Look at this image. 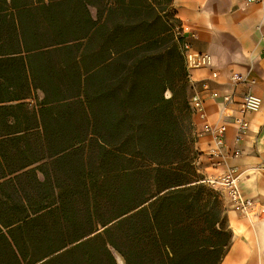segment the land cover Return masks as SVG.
Segmentation results:
<instances>
[{
	"label": "trees",
	"instance_id": "16d2710c",
	"mask_svg": "<svg viewBox=\"0 0 264 264\" xmlns=\"http://www.w3.org/2000/svg\"><path fill=\"white\" fill-rule=\"evenodd\" d=\"M181 30L173 0H0V264H221Z\"/></svg>",
	"mask_w": 264,
	"mask_h": 264
},
{
	"label": "crops",
	"instance_id": "0c3cea01",
	"mask_svg": "<svg viewBox=\"0 0 264 264\" xmlns=\"http://www.w3.org/2000/svg\"><path fill=\"white\" fill-rule=\"evenodd\" d=\"M181 20L182 35L193 49L213 58L210 68L193 69L189 78L205 93V116H193L196 165L203 179L218 177L236 169L242 196L264 204V0H173ZM212 71L218 76L213 77ZM239 73L256 79L251 87L241 82L234 87L231 75ZM252 89L263 99L258 112L247 114L249 131L236 140L234 117L239 115L243 94ZM219 92L213 98L209 93ZM194 90L189 88V97ZM234 95L228 112L223 111V97ZM40 99L44 94L37 91ZM206 125L226 126L224 156L213 155L215 138L204 130ZM239 153L235 154L234 151ZM224 213L232 231L231 244L221 264H264V221L240 212L226 189L219 187Z\"/></svg>",
	"mask_w": 264,
	"mask_h": 264
},
{
	"label": "built area",
	"instance_id": "2783aa9c",
	"mask_svg": "<svg viewBox=\"0 0 264 264\" xmlns=\"http://www.w3.org/2000/svg\"><path fill=\"white\" fill-rule=\"evenodd\" d=\"M252 2L262 1V0H249ZM180 33V32H179ZM182 34V32H181ZM182 53L184 55L185 64L187 67L188 72L190 73L193 69L199 68H210L213 66V58L208 53H203L196 51L193 49L191 43L188 40H185L182 45ZM212 76L217 77L218 72L212 71ZM190 79V78H189ZM231 81L234 87L241 82H245L249 84L251 87L253 84L256 83V79L250 78L249 75H243L239 73H233L231 75ZM190 84L194 90L191 98H190V106L194 116H205L204 111V103H205V93L208 90V84L204 83L202 86V90L198 89L196 85L193 83ZM246 91L240 102V109L239 115L234 117L235 124L237 126V136L236 140L240 141L244 135L247 134L250 127V122L247 119V114L258 112L260 111L263 105V99L258 94H256L252 89ZM209 95L213 98L219 97L218 91H213L209 93ZM223 106L222 109L225 112L229 111V107L234 102V95L228 94L223 97ZM204 130L206 132H210L215 138V145L217 150L213 152V155L224 156L225 153L223 152L224 147L226 146L225 140V133H226V126H211L206 125ZM235 154H238L239 151H234ZM205 183L210 185L211 187L217 188L222 187L226 189L230 199L235 204L236 208L242 212L243 214L251 217H255L258 220L264 221V204L253 200L244 198L241 193L240 184H239V176L236 173V169H230L227 173L218 176V177H211L208 179L203 180Z\"/></svg>",
	"mask_w": 264,
	"mask_h": 264
},
{
	"label": "rangeland",
	"instance_id": "374dc122",
	"mask_svg": "<svg viewBox=\"0 0 264 264\" xmlns=\"http://www.w3.org/2000/svg\"><path fill=\"white\" fill-rule=\"evenodd\" d=\"M217 189L219 190V187H217ZM219 191H220V190H219ZM119 258H120V255H118V256H117L118 263H119V264H125L124 262H123V263H122V262H120V261H119Z\"/></svg>",
	"mask_w": 264,
	"mask_h": 264
},
{
	"label": "bare ground",
	"instance_id": "6f19581e",
	"mask_svg": "<svg viewBox=\"0 0 264 264\" xmlns=\"http://www.w3.org/2000/svg\"><path fill=\"white\" fill-rule=\"evenodd\" d=\"M119 261L122 262V263L124 262V261H123V258H122L121 256H120V258H119Z\"/></svg>",
	"mask_w": 264,
	"mask_h": 264
}]
</instances>
